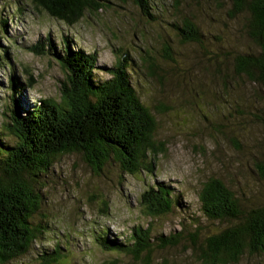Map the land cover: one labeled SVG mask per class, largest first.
I'll return each instance as SVG.
<instances>
[{"label":"rangeland","instance_id":"rangeland-1","mask_svg":"<svg viewBox=\"0 0 264 264\" xmlns=\"http://www.w3.org/2000/svg\"><path fill=\"white\" fill-rule=\"evenodd\" d=\"M100 1L101 10L69 26L32 0H0V128L17 101L25 115L43 100H62L67 72L50 52L36 53L37 45L49 47L50 39L62 53L68 39L71 49L97 53V81L111 78L109 70L127 55L131 84L156 120L153 173L132 175L112 161L96 172L80 154L62 156L43 186V210L34 218L38 238L9 264L53 258L57 264H139L97 239L127 245L141 227L152 231L156 244L154 238L181 232L183 241L196 223L202 237L219 233L232 223L208 220L199 198L211 178L221 179L243 208L264 205L257 171L264 164V91L233 70L236 56L256 51L244 28L246 14L232 16V0H149L152 17L134 0ZM189 19L201 43L182 39L179 29ZM158 184L171 188L179 205L152 218L141 197ZM187 245L157 250L153 264H202ZM235 264H264V256L245 255Z\"/></svg>","mask_w":264,"mask_h":264},{"label":"trees","instance_id":"trees-1","mask_svg":"<svg viewBox=\"0 0 264 264\" xmlns=\"http://www.w3.org/2000/svg\"><path fill=\"white\" fill-rule=\"evenodd\" d=\"M32 1L69 26L78 23L87 11L98 12L104 6L100 0ZM134 2L144 16L152 17L149 0ZM232 2V16L246 14L244 28L256 48L255 52L236 56L233 70L264 91V0ZM179 31L184 42L201 43L202 34L190 19ZM51 43L49 39V47L37 45L34 51L42 55L45 50L50 52L67 72L61 102L43 100L22 115L17 101L5 128H0V264L25 255L38 238L40 226H35L34 218L43 210V186L62 156L80 154L96 172L112 161L132 175L142 170L153 173L156 120L131 84L127 55L109 70L111 78L97 81V53L71 49L68 39L63 52L58 53ZM260 119L264 123V114ZM257 171L264 178V164H259ZM199 198L208 220L232 224L202 237L203 229L196 223L195 232L185 233L183 241L181 232L154 238L156 244L152 231L141 227L133 230L127 245L104 235L97 241L105 250L131 255L141 264H153L157 250L178 248L181 242H188L186 250L196 254L202 264H235L245 255L264 256V205L243 208L218 178L203 184ZM141 200L144 213L152 218L167 216L179 205L178 196L174 197L164 184L143 193ZM183 226L184 231L186 224ZM59 261L53 258L45 262Z\"/></svg>","mask_w":264,"mask_h":264}]
</instances>
